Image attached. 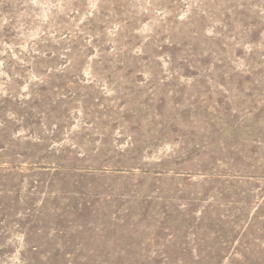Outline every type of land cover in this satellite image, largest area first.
<instances>
[{
	"label": "rangeland",
	"instance_id": "374dc122",
	"mask_svg": "<svg viewBox=\"0 0 264 264\" xmlns=\"http://www.w3.org/2000/svg\"><path fill=\"white\" fill-rule=\"evenodd\" d=\"M0 264H264V0H0Z\"/></svg>",
	"mask_w": 264,
	"mask_h": 264
}]
</instances>
